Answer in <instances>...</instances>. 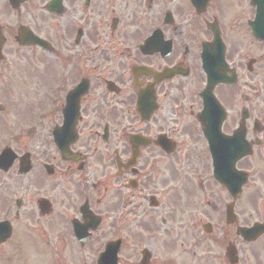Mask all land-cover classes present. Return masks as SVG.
I'll list each match as a JSON object with an SVG mask.
<instances>
[{
    "label": "flooded vegetation",
    "instance_id": "af4514ba",
    "mask_svg": "<svg viewBox=\"0 0 264 264\" xmlns=\"http://www.w3.org/2000/svg\"><path fill=\"white\" fill-rule=\"evenodd\" d=\"M259 11L255 0H0V153L14 154L13 170L0 169V220L27 209L41 243L120 236L126 264H264V118L241 90L253 88L243 74L258 62L247 54L259 44L250 27ZM213 33L237 76L213 89L221 132L249 115L250 154L231 162V176L215 174L198 119ZM36 85L30 116H20ZM9 171L30 173L26 184L43 192L3 191Z\"/></svg>",
    "mask_w": 264,
    "mask_h": 264
},
{
    "label": "rangeland",
    "instance_id": "374dc122",
    "mask_svg": "<svg viewBox=\"0 0 264 264\" xmlns=\"http://www.w3.org/2000/svg\"><path fill=\"white\" fill-rule=\"evenodd\" d=\"M244 41L247 43L246 40ZM253 46V50L248 51L247 58L254 56L258 59L257 63H254L251 76H247L246 71H244V78H249L253 83L252 89H247L244 87V91L249 94L250 104L254 103L258 105L260 108L259 114L261 118H264V43H259L258 45ZM247 46H244L243 52H247ZM246 89V90H245ZM254 89V94L252 93ZM38 85L34 86L31 90L26 89V95L22 98V106H16L17 111L20 112V116L28 117L30 116L31 106L34 103V98L32 95L34 93L38 94ZM253 94L254 98L251 96ZM16 112V111H15ZM230 116V115H229ZM251 120L249 122V128L251 127ZM20 125L18 122L14 124H10L8 127L10 128L9 132H16L15 130L19 128ZM2 139H0L1 142ZM21 143V142H16ZM25 143L29 146V149H35L37 146L35 142L25 140ZM21 143V147L23 144ZM42 147H40L41 149ZM13 170V167L12 169ZM30 173L27 175H19L16 176L13 171H9L6 175H4L2 184L3 191H16L15 189H11L13 183L18 184L20 186V190L23 192L24 196H38L43 191L40 186H36L35 188L31 186V184H26V178H29ZM28 182V181H27ZM22 197V196H21ZM25 207V205H24ZM21 208V216L14 221H11L12 225V233L11 236L5 241L0 243V264H95V258L98 251L103 249L104 243H87L84 245V251L78 247L77 245H73V243H67L65 246L64 243H41L40 240H37L35 237L36 226L34 227L35 231L30 228V223L25 225L28 221L26 214L27 209ZM104 231V229H103ZM100 232V236L107 237L108 232ZM40 232V231H39ZM38 234V232H37ZM42 239L41 236H39ZM38 237V238H39ZM120 253H118V259L122 264H126L127 255L129 252L127 248L121 247ZM180 261L184 259L188 254L184 253L182 250L179 253ZM160 255L156 254V257Z\"/></svg>",
    "mask_w": 264,
    "mask_h": 264
},
{
    "label": "water",
    "instance_id": "95a60500",
    "mask_svg": "<svg viewBox=\"0 0 264 264\" xmlns=\"http://www.w3.org/2000/svg\"><path fill=\"white\" fill-rule=\"evenodd\" d=\"M264 8V6H262ZM264 12V10H263ZM262 22V20H261ZM264 24V23H263ZM257 31V30H256ZM260 34L257 33V35L259 36V38L264 39V30H259ZM263 33V34H262ZM215 70V69H214ZM214 70L209 69L210 74L212 75V77H210V92L212 90V86L219 80H226V78L223 75H220V73L218 74H214ZM213 71V74H212ZM217 77L216 79L214 78ZM209 90V88H208ZM206 109H207V114H209V116L214 119L215 115L220 113V109L217 106V103L215 102V100H213V98H211L210 95H207V100H206ZM219 123L220 120L217 121V123L215 124V128H216V134L218 135V128H219ZM205 126L207 127V124H205ZM243 132V133H242ZM245 133V129L242 127L241 130L237 131L236 134H234V136H236L237 134ZM228 137V140L225 139H220L219 141H213L214 143V147L216 150H214V153L216 155H222V156H228L227 154H229L233 149H235V145L237 144L238 147H241L242 145H244V142L241 140V138H235V140H232V138L234 137ZM209 137V135H208ZM214 138L215 135L211 134V138ZM234 145V146H233ZM233 146V147H232ZM222 147V149L227 153H220V148ZM250 147L248 145L246 151H249ZM245 152V151H243ZM11 162V161H10ZM10 162H7L4 165V169H7L8 166L10 165ZM29 167H27L28 170ZM10 235V228L7 224H0V241L6 239L8 236ZM119 242H114V243H107L105 246L104 251L100 254L99 259H98V264H116L117 261V251L119 248Z\"/></svg>",
    "mask_w": 264,
    "mask_h": 264
}]
</instances>
